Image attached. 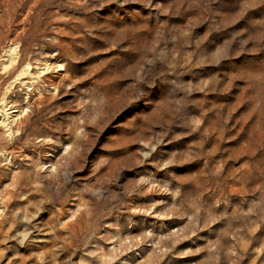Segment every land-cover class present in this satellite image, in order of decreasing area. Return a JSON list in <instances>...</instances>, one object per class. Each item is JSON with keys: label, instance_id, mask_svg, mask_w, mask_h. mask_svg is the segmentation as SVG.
Wrapping results in <instances>:
<instances>
[{"label": "rangeland", "instance_id": "374dc122", "mask_svg": "<svg viewBox=\"0 0 264 264\" xmlns=\"http://www.w3.org/2000/svg\"><path fill=\"white\" fill-rule=\"evenodd\" d=\"M0 264H264V0H0Z\"/></svg>", "mask_w": 264, "mask_h": 264}]
</instances>
